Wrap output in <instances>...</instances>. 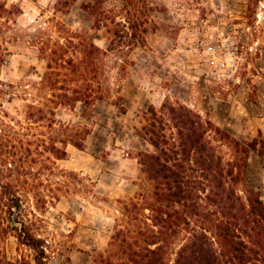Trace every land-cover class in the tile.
<instances>
[{
  "label": "rangeland",
  "instance_id": "374dc122",
  "mask_svg": "<svg viewBox=\"0 0 264 264\" xmlns=\"http://www.w3.org/2000/svg\"><path fill=\"white\" fill-rule=\"evenodd\" d=\"M141 1L151 25L144 43L125 49L118 64L110 60V96L56 111L89 134L83 150L69 145L67 158L50 164L67 172L50 184L59 186V201L42 210L31 196L24 206L32 233L46 242V264H97L116 227L127 225L122 202L144 206L143 198L152 197L139 156L155 151L141 135L151 111L184 105L236 140L264 137V0ZM95 2L0 0V121L14 125L28 103L54 93L36 89L47 70L38 39L64 42L65 28L108 48L111 35L90 13ZM102 8L126 24L122 0ZM246 185L264 193V156L251 153ZM0 254L15 264H36L35 253L12 235L0 242Z\"/></svg>",
  "mask_w": 264,
  "mask_h": 264
},
{
  "label": "trees",
  "instance_id": "16d2710c",
  "mask_svg": "<svg viewBox=\"0 0 264 264\" xmlns=\"http://www.w3.org/2000/svg\"><path fill=\"white\" fill-rule=\"evenodd\" d=\"M106 1L96 0L90 13L111 35L108 48L65 28L64 42L38 39L47 70L36 89L54 93L28 103L14 125L0 121V242L14 236L35 253L36 264H46V242L32 233L24 206L31 196L42 210L59 201V186L50 184L67 172L50 164L65 160L69 145L83 150L89 134L58 119L56 111L105 101L112 92L110 60L118 64L125 49L144 43L149 31L141 0H122L126 24L106 16ZM118 105L124 109L122 98ZM149 115L141 135L155 151L139 156L153 195L143 198L144 206L122 202L127 225L116 227L107 255L96 263L264 264V193L246 185L251 153L264 156L262 133L251 142L236 140L184 105L164 104ZM0 264L15 263L0 254Z\"/></svg>",
  "mask_w": 264,
  "mask_h": 264
},
{
  "label": "built area",
  "instance_id": "2783aa9c",
  "mask_svg": "<svg viewBox=\"0 0 264 264\" xmlns=\"http://www.w3.org/2000/svg\"><path fill=\"white\" fill-rule=\"evenodd\" d=\"M223 66H224V64H223Z\"/></svg>",
  "mask_w": 264,
  "mask_h": 264
}]
</instances>
